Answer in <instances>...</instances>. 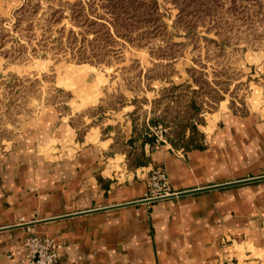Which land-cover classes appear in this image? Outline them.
<instances>
[{
	"label": "crops",
	"instance_id": "0c3cea01",
	"mask_svg": "<svg viewBox=\"0 0 264 264\" xmlns=\"http://www.w3.org/2000/svg\"><path fill=\"white\" fill-rule=\"evenodd\" d=\"M98 76L65 84L66 110L40 103L0 146V264H21L29 231L59 242L62 264H264V102L222 106L203 146L176 149L151 143L132 106L101 107ZM154 166L179 193L138 201Z\"/></svg>",
	"mask_w": 264,
	"mask_h": 264
},
{
	"label": "rangeland",
	"instance_id": "374dc122",
	"mask_svg": "<svg viewBox=\"0 0 264 264\" xmlns=\"http://www.w3.org/2000/svg\"><path fill=\"white\" fill-rule=\"evenodd\" d=\"M263 54L264 0H0V146L40 103L66 110L65 84L96 73L101 107L132 106L155 144L203 146L222 106L264 102Z\"/></svg>",
	"mask_w": 264,
	"mask_h": 264
},
{
	"label": "built area",
	"instance_id": "2783aa9c",
	"mask_svg": "<svg viewBox=\"0 0 264 264\" xmlns=\"http://www.w3.org/2000/svg\"><path fill=\"white\" fill-rule=\"evenodd\" d=\"M173 190L168 172L161 166H154L147 176V189L138 201L150 202L178 194ZM24 256L21 264H62L61 244L53 237L30 231L22 239Z\"/></svg>",
	"mask_w": 264,
	"mask_h": 264
},
{
	"label": "trees",
	"instance_id": "16d2710c",
	"mask_svg": "<svg viewBox=\"0 0 264 264\" xmlns=\"http://www.w3.org/2000/svg\"><path fill=\"white\" fill-rule=\"evenodd\" d=\"M146 137L150 140L151 143L154 141L153 136H146ZM169 140L171 141V143H175L173 139L170 138Z\"/></svg>",
	"mask_w": 264,
	"mask_h": 264
}]
</instances>
